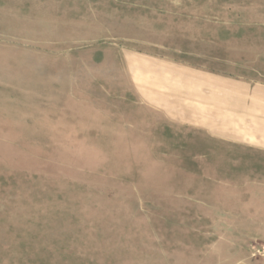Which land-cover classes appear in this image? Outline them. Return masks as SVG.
<instances>
[{"label": "rangeland", "instance_id": "obj_1", "mask_svg": "<svg viewBox=\"0 0 264 264\" xmlns=\"http://www.w3.org/2000/svg\"><path fill=\"white\" fill-rule=\"evenodd\" d=\"M179 71L263 92L264 0H0V264H264L261 103L217 135Z\"/></svg>", "mask_w": 264, "mask_h": 264}, {"label": "crops", "instance_id": "obj_2", "mask_svg": "<svg viewBox=\"0 0 264 264\" xmlns=\"http://www.w3.org/2000/svg\"><path fill=\"white\" fill-rule=\"evenodd\" d=\"M128 57H125V61L127 62ZM130 60V59H129ZM134 66L131 69H145L146 72H150L151 68H148L147 64L138 59ZM179 71L177 74L173 73L170 75L173 79L171 82L173 84L182 85V87H186V92H176L173 93L171 96V101L169 102L172 104L171 106L181 107L184 109L182 112V120L188 122H199V125L206 126L210 132L215 133L217 135L225 136V137H232V138H239L242 140H251L254 136V128L250 126L251 121L243 122L245 120H241L240 123L232 122V117L235 116L232 113L228 114L229 112L226 110L228 107H245L248 110V120H254L256 117L249 111V107L252 105V101L256 100L258 103H261L258 107L261 110V116L257 117V120L263 119L264 121V91L261 92L256 90V93H253L248 96V102H246L240 95L238 94V90H242L240 86H232L225 80L209 77L206 78L204 81L200 82L198 80L192 79L193 77L200 78L202 75L197 73H191L190 71ZM157 75L161 76L162 73L158 70ZM193 76V77H192ZM136 80V78H134ZM159 80V79H158ZM170 82V83H171ZM154 87L160 88V85H163V81L160 82L156 81L153 83H149ZM201 90H211L215 91L217 94H212L210 96H204L199 98V95L195 97L193 94H196L198 91ZM190 93V94H189ZM215 103L216 107L219 109L218 112L212 113L209 112L205 106H208L210 103ZM220 108H222L220 110ZM199 115V119H195V115ZM242 116V114H239ZM260 118V119H259ZM208 120V121H207ZM239 120V119H238ZM264 124V122H263ZM248 125V127H247ZM261 130L257 129L259 133L263 135L262 140H264V126H260ZM263 128V129H262ZM253 135V136H252ZM259 145V144H253ZM264 147V143L260 144ZM252 219H255L254 215V208L251 209ZM264 222V218H263ZM235 255H231L228 264H241L238 262L237 259L234 257Z\"/></svg>", "mask_w": 264, "mask_h": 264}]
</instances>
